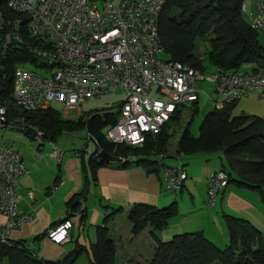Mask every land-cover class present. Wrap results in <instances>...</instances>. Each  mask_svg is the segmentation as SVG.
I'll list each match as a JSON object with an SVG mask.
<instances>
[{"label":"trees","instance_id":"obj_1","mask_svg":"<svg viewBox=\"0 0 264 264\" xmlns=\"http://www.w3.org/2000/svg\"><path fill=\"white\" fill-rule=\"evenodd\" d=\"M243 5L244 0H163L158 34L166 59L180 61L204 73L203 58L195 52L202 39L209 43L206 55L214 71H239L245 64H251V70L264 68V45L259 41V31L243 17ZM0 13L5 20L20 18V34L24 40L23 43L5 47L0 43V106L5 110L6 120L21 121L22 128L19 130L32 139H36L37 130L42 132V141H55L64 131L84 128L95 143L94 151L87 158L78 155L85 173L84 186L66 201L69 212L65 218L70 219L78 213L79 222L84 225L87 212L86 207L81 205L87 199L90 182L95 180L97 169L110 163L98 158V151L104 150L119 157L117 162L123 167L138 163L148 173L158 174L160 165L152 156L167 155L173 135L171 127L181 120L182 107L175 111L159 133L148 136L142 145L136 146L114 144L105 136L106 130L118 120L120 103L115 108L81 111L77 120L64 119L52 106L35 110L18 107L13 97L14 69L26 62L35 66L36 57L29 45L36 44L37 39L28 31L26 21L10 10L8 0H0ZM237 101L220 109L211 107L198 126L197 136L190 132L188 126L185 127L178 137L176 151L185 155L222 153L226 164L223 163L220 169L227 173L228 184L256 190L264 205V117L233 114ZM197 103L198 99L191 103L193 114L197 113ZM120 209L111 208L104 215L105 223L95 226L89 264H117L115 242L108 233L106 222ZM176 214L177 204L174 201L163 207L147 203L130 205L126 217L132 234L150 227L156 246L150 260L130 261L129 264H264L262 233L248 219L223 215L228 235V242L223 248L209 240L202 231L180 233L168 241H161L157 233ZM84 250L85 247L76 242L62 258L48 260L40 257L25 240L8 239L0 241V264L3 260L7 264H73Z\"/></svg>","mask_w":264,"mask_h":264},{"label":"built area","instance_id":"obj_2","mask_svg":"<svg viewBox=\"0 0 264 264\" xmlns=\"http://www.w3.org/2000/svg\"><path fill=\"white\" fill-rule=\"evenodd\" d=\"M162 4L163 0H103L98 7L95 0H8L10 10L26 21L37 39L29 48L36 57L35 67L42 70L15 67V104L26 110L57 106L66 112L88 97L120 88L125 94L119 117L105 136L114 144L142 145L148 136L161 131L177 109L198 99L196 83L206 79L197 68L160 58L164 52L158 34ZM248 21L264 35V0L255 3ZM20 24V18L5 20L0 13L4 47L24 42ZM209 79L214 108L246 96L264 102V68L214 71ZM21 125V121H7L0 106V128L19 130ZM35 138L41 144L42 132L37 130ZM53 156L60 161L62 151L55 148ZM27 173L16 148L0 141V214L7 218L0 231L2 242L7 241L10 230L31 218L17 211L18 180ZM163 177L167 188L175 191L183 185L187 172L183 167L166 166ZM227 186L224 170L212 172L206 183V204L213 206ZM71 227V220L63 218L47 229L45 237L62 244L69 239Z\"/></svg>","mask_w":264,"mask_h":264},{"label":"crops","instance_id":"obj_3","mask_svg":"<svg viewBox=\"0 0 264 264\" xmlns=\"http://www.w3.org/2000/svg\"><path fill=\"white\" fill-rule=\"evenodd\" d=\"M258 1L260 0H244L243 11L248 15ZM253 98L256 99V97ZM257 103L261 105L264 102L257 100ZM52 107L58 108L57 106ZM80 112L81 110L78 109V113ZM2 142L14 146L27 166L28 173L18 180L17 211L31 216L28 221L10 230L7 240H25L28 246L35 249L42 258L60 259L78 242L85 247L83 253L88 256L89 264V251L95 241L94 226L105 223L104 215L111 211V208H121L110 221L106 222L108 233L115 242L116 263L129 264L130 261L150 260L156 246L150 233V227L133 235L131 224L126 217V211L134 203L163 207L173 201L176 202L177 214L171 217L167 226L157 233L159 239L164 242L176 234L202 231L218 247H225L228 235L224 214L248 219L261 231L264 239V205L256 190L229 183L218 194L213 206L206 204L207 179L212 172L220 169L225 163L224 157L212 158L213 156L198 155L199 153L185 155L176 151L178 159L171 162L158 160L160 165L158 174L148 173L138 163L123 167L117 161L97 169L95 180L90 182L88 192V196L92 195L97 201L88 203L87 196L81 205V207H86L85 223L90 221L89 230L92 229L91 236L94 237L91 239L88 233L90 245L86 244V240L83 242L80 240L79 231L77 234L74 231L75 225L78 229L79 227L83 229L84 226L79 222V215H76L78 213L70 217L73 225L69 231V239L62 244H54L42 234L68 215L66 201L84 186L85 173L82 171L79 156L65 157V152L56 145L55 141H49L45 148L43 147L44 140L41 144L37 141L39 148H35L31 142H26L19 136H16L14 141ZM55 148L62 151L60 161L53 156ZM86 150L87 148L84 149L85 152ZM159 156L168 157V151L166 156ZM166 166L183 167L186 170L187 178L180 189L173 191L167 188L163 177V169ZM30 191L32 196H28ZM6 222V216L0 214V231Z\"/></svg>","mask_w":264,"mask_h":264},{"label":"rangeland","instance_id":"obj_4","mask_svg":"<svg viewBox=\"0 0 264 264\" xmlns=\"http://www.w3.org/2000/svg\"><path fill=\"white\" fill-rule=\"evenodd\" d=\"M111 1L113 3L117 2L118 0H106ZM98 7L101 6V0H97ZM242 15L245 19H248L247 12L242 11ZM259 41L262 45H264V35L262 33H259ZM209 49V43L207 40H200L198 42V46L196 49V54L199 55L201 58H203V62L205 64V71L204 76L206 79L204 81H200L196 83L197 88L199 89L198 93V110L196 114H193L192 105L191 103H186L182 107V117L178 124L172 125L171 129L173 132V135L170 137L169 145H168V157L162 158L161 156H152L153 159L162 160V161H173L175 159H178L179 156H176V143L178 140L179 135L181 134L182 130L188 126L190 129V132L197 136L198 135V126L204 116V114L212 107L210 98L214 96L213 93V82L209 79L210 74L214 71V67L208 62L207 60V50ZM160 58L165 59L167 58L166 54L164 52L160 53ZM264 63V61H263ZM24 68L34 70L38 73H42L41 69H37L34 64L30 62H26L23 65ZM252 69L251 64H245L239 68V71H248ZM124 91L122 89H117L114 92L102 95V96H93L88 97L84 102H82L80 105L76 106L75 108L67 109L66 112H64L62 109L56 108L62 115L64 119L69 120H77L78 119V109H80L83 112H88L91 110H101L103 108H115L117 104H119L123 98H124ZM208 94V96H207ZM261 106V108H260ZM250 107V110L248 108ZM257 107L259 109L257 110ZM247 112L248 114H256L261 115L264 117V103L261 105L257 103V100L253 97L247 96L241 98L237 104L233 107L232 113L233 114H239V113ZM260 113V114H259ZM16 136L22 137L26 142H31L35 148L38 147V142L36 139L30 138L27 136L23 131L18 129H6V128H0V139L2 141L11 142L14 141ZM49 143L48 140H44V148ZM56 145L62 149L65 152L66 156L71 155H79L85 156L86 158L90 155V153L93 151L95 143L93 140L89 139L86 129H78L74 131H64L61 133V135L58 136V138L55 140ZM39 148V147H38ZM87 148L86 152L84 149ZM207 155V156H213L212 158H215L217 156H222V153H199L198 155ZM177 157V158H175ZM187 158H190L189 156H186ZM226 163V160H225ZM171 192V191H170ZM94 201H97V199H94L92 195L88 196L87 202L93 203ZM102 205V203H101ZM100 205V206H101ZM103 206V205H102ZM161 207V206H160ZM78 215V214H76ZM85 223L83 226V229L81 227H77L75 225L74 231H79L80 234V240L83 242L86 240V244L90 245V240L88 238V233H90V238H94L93 235L91 236L92 229L89 230V224ZM95 228V226H94ZM220 247V246H219ZM224 246L220 247L223 248ZM154 255V254H153ZM152 255V257H153ZM88 256L85 253H82L78 256V258L75 260L73 264H88ZM2 264H7L6 260L2 261Z\"/></svg>","mask_w":264,"mask_h":264},{"label":"water","instance_id":"obj_5","mask_svg":"<svg viewBox=\"0 0 264 264\" xmlns=\"http://www.w3.org/2000/svg\"><path fill=\"white\" fill-rule=\"evenodd\" d=\"M98 158L107 161V162H115L119 160V157L113 156L105 152L104 150H99L97 153Z\"/></svg>","mask_w":264,"mask_h":264}]
</instances>
